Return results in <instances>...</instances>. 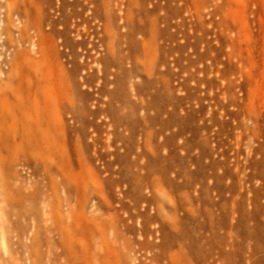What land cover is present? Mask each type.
<instances>
[{
	"label": "rangeland",
	"instance_id": "1",
	"mask_svg": "<svg viewBox=\"0 0 264 264\" xmlns=\"http://www.w3.org/2000/svg\"><path fill=\"white\" fill-rule=\"evenodd\" d=\"M72 1L85 3L44 0L32 6L36 26L28 28L16 8L6 20L0 2V70L18 50L36 47L72 71L67 37L77 44L75 62L81 66L75 80L85 97L77 104L87 110L81 121L65 117L54 159L16 149L11 159L0 151V264H67L64 244L78 243L68 227L82 215H93L98 233L116 247L119 233L128 247L127 264H193L177 238L181 220L200 245L217 240L234 251V263L250 264L254 246L262 247L263 256L264 0H142L148 17L131 20L148 25L154 38L152 65L142 66V78L159 82L161 100L158 113L136 114V147L129 160L143 165L150 160L155 170L150 176L155 185L141 189L118 162L130 119L122 111L116 123L99 93L98 67L85 69L94 57L98 25L87 14L70 17L68 30L62 25L59 10ZM5 27L10 32L2 33ZM5 84L3 77L0 94ZM55 171L73 177V194L62 189ZM137 194L144 199L138 201ZM151 197L158 201L155 209L146 205ZM161 225L170 237L166 250ZM96 248L103 250L100 240Z\"/></svg>",
	"mask_w": 264,
	"mask_h": 264
},
{
	"label": "bare ground",
	"instance_id": "2",
	"mask_svg": "<svg viewBox=\"0 0 264 264\" xmlns=\"http://www.w3.org/2000/svg\"><path fill=\"white\" fill-rule=\"evenodd\" d=\"M43 1L0 0L1 8L5 10L3 11L6 20H11L16 8L17 18L25 24L26 28L36 26V22L32 20L31 7L40 5ZM84 1V5L77 1L63 3V7L59 10L63 19L62 25L68 30L70 17L82 19L85 14L97 23L98 26L92 35L96 39V45H91L94 57L90 64L85 66V69L92 70L94 67H98L101 82L99 93L106 99L109 105V113L116 118V123L121 122L122 117L118 113L122 111H125L126 117L130 119V136L123 140L125 155L118 156L119 164L126 168L125 173L135 181L137 189H141L143 186L150 188L155 185L150 180V176L155 172L152 168V161L147 160V164L143 165L139 159L130 161L128 156L136 147L134 138L137 134L136 126L139 124L136 120L137 112L140 109L146 113L150 110H155L157 113L160 111L159 82L142 78V66L152 65V53L149 46L154 44V38L149 34L148 25L136 24L131 20V17L135 15L147 18L149 13L142 0ZM66 7L71 8L70 14L65 12ZM77 8H82V10ZM66 30L63 32L64 36H66ZM5 32H10L8 27L2 30V33ZM23 32L25 31L23 30ZM139 39L142 41L140 42ZM78 45L80 48L83 47V43ZM66 46L71 51V57L76 61L78 57L75 50L77 44L72 43L66 37ZM75 61L73 62V70L68 71L63 64L57 60L49 59L36 47L30 52L18 50L12 59L5 60L6 69L0 70V81L3 77L6 78L3 93L0 94L3 101L0 104L1 152L6 153L11 159L16 157L12 153L14 149L26 153L25 155L28 156L36 152L41 155V158L54 159L62 145L61 135L64 133L61 134V132L62 125L66 124L65 117L68 116L74 121H81L83 114L87 112L84 107L77 104V98H84L85 96L77 88L75 78L81 66ZM135 79H140L141 84L137 85L134 82ZM128 83L131 84L130 93L126 92ZM133 98L135 99L133 100ZM137 100L140 101V104ZM140 158L143 159L142 156ZM57 163L60 162L57 161ZM261 164L255 163L254 167L256 168ZM73 168L74 166H72ZM134 169L135 172L132 171ZM167 169L163 171L164 174ZM55 174L60 180L62 189L69 195L73 194L75 191L73 177L56 171ZM84 188H86L85 185ZM136 199L139 201L144 198L137 194ZM145 202L151 209H155L154 207L158 203L155 197H151ZM68 203L70 204L71 200ZM156 211L158 214L160 213L157 208ZM72 220L68 231L78 243L70 247L64 244L67 264H127L126 251L128 247L121 240L119 233L116 234V242L121 245L116 247L114 241L108 238L105 233H98L100 229L96 226L93 215H82ZM179 230L178 241L182 246L181 248L193 258V264H237L232 261L235 252L227 251L221 245L222 242L206 240L200 245L199 241L190 234L186 222L183 220L179 222ZM158 233H163V237L168 242L165 243L163 249H168L170 237L165 227L161 225ZM98 240L102 242V251L96 248ZM201 247L206 248L202 250ZM261 251V246H254L250 249V264H264V255H260Z\"/></svg>",
	"mask_w": 264,
	"mask_h": 264
}]
</instances>
